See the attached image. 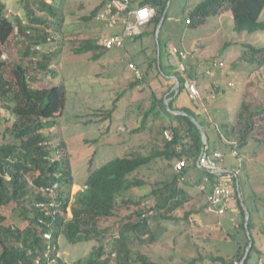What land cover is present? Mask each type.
I'll return each instance as SVG.
<instances>
[{
    "label": "trees",
    "instance_id": "trees-1",
    "mask_svg": "<svg viewBox=\"0 0 264 264\" xmlns=\"http://www.w3.org/2000/svg\"><path fill=\"white\" fill-rule=\"evenodd\" d=\"M66 2L20 0L16 8H20L21 12L15 15L6 1L0 0V102L3 107L0 112V264H39V261L40 264H46L48 258L54 259V264H160L148 255L134 251V245L157 242L166 231L163 222L177 220L175 212L186 204L191 203V209L183 215L186 220L197 211L210 214L204 211L207 206L206 192L199 185L208 177L211 183L208 190H211L212 182L218 177L215 173L199 168L204 141L198 126L188 115L177 114L173 110L185 111L201 122L208 136L206 151L209 155L216 151L209 146V129L213 127L214 121L209 120L204 111H197L203 109L194 99H191L193 109L175 106L174 102L187 91V67L182 71L178 65L170 63L169 41L159 36L161 58L160 61L158 55L155 58L158 72L162 80L175 75L181 83L169 95L173 100L166 105L163 95L150 85L151 94L143 102L136 103L138 105L134 116L127 118L125 128L122 129L124 131L117 136L122 141H116V138L112 143L113 150L118 154L106 157L103 163L95 162L93 157L87 176L78 179L67 144L63 142L53 147L51 143V130L60 124L59 118L63 116L67 105L66 85H51L50 82L42 84L44 75L58 74L53 65L68 47ZM169 2L141 1L142 5H151L157 10L152 19L154 34L167 8L164 24L171 18ZM104 4L105 0H102L83 19L98 22L96 15ZM225 10L233 13L235 31L250 34L264 32V20L261 18L264 0H201L187 12L185 21L191 18L187 25L199 28L210 17H217ZM106 29H109L106 25H100V31L95 35L79 39L80 45L74 51L77 54L92 52L93 60L101 58L105 51L110 50L99 44V36ZM112 30L121 32V29ZM142 36L140 34L137 38ZM156 46L158 53L157 39ZM245 47L252 56L250 61L258 63V69L264 67V45L246 43ZM13 48H18L19 60L2 59L1 54L5 50L12 57L16 52ZM217 62V68L224 67L221 61ZM211 64L213 67L214 61ZM137 66L143 69L142 64ZM252 70L254 68L251 67ZM144 81H147L146 71L143 78H136L132 84L136 86ZM219 89L214 92H219ZM241 105L248 113L245 126L239 131L242 141L236 139L239 153L241 147L249 146L253 140L264 142V106L256 112L243 103ZM225 125L229 126V123H223ZM257 129H260L263 139L255 134ZM167 132L171 133L172 138L167 137ZM223 136L221 133L225 147L232 152L235 135L227 134L229 141ZM125 144L126 149L119 153V147ZM184 158L187 165L182 171H177L178 160ZM224 158L217 160L220 168H224L221 166ZM243 162L244 159L240 161L242 165ZM191 169H198L205 177L201 179L202 176H199L200 182L194 180L189 174ZM235 169L239 170L236 180L241 190V168ZM141 170H156L158 179L149 182L136 175ZM188 174L190 177L185 180ZM78 185L82 188L74 192V187ZM188 185L198 187L199 191L191 192ZM236 187L238 191V182ZM135 189L139 193H135ZM196 194L200 196L199 199H204L200 208H197L200 201L196 203ZM42 202H55L57 205L40 207ZM145 203L152 205L148 207ZM235 203L244 218L241 227L247 233L245 210L238 193ZM12 204V214L8 215L5 209ZM132 205L136 209L127 215V220L116 232L111 233L109 226H101L102 220ZM228 211H232V208ZM249 212L248 229L253 236L257 211L253 209L252 212L249 208ZM8 220L10 222L6 223ZM47 233H52L51 239L45 237ZM64 234L72 244L96 241L97 245L86 261L79 258L71 263L65 258L60 242ZM245 242V246H248L249 236ZM256 249L254 241L243 264H248ZM245 253V247L239 243V252L234 258L229 257L232 258L230 260L222 255H209L208 258L214 263L241 264ZM202 260L203 257H195L187 264H198Z\"/></svg>",
    "mask_w": 264,
    "mask_h": 264
},
{
    "label": "rangeland",
    "instance_id": "rangeland-1",
    "mask_svg": "<svg viewBox=\"0 0 264 264\" xmlns=\"http://www.w3.org/2000/svg\"><path fill=\"white\" fill-rule=\"evenodd\" d=\"M5 1L9 8L14 11L13 14H20L21 9L16 8L20 0ZM199 1L201 0H170L169 13L171 19L161 28L160 36L164 40L168 39L177 48L182 47L185 38L191 44L195 40L200 41L205 45V48L198 56L214 57L223 63L222 66L230 74L226 76L234 84L227 83V88L222 85L225 92L222 94L221 89H219L220 91L216 92L218 96L209 101L213 108L221 110L215 116V122H217L213 124L215 128L209 129V146L212 150L219 147L225 152V165L241 168L242 199L248 210L250 208L252 212L253 209L255 212L257 211L255 213L256 227L253 231L257 249L253 252L248 264H264V142H254L253 140L249 146L241 147L240 153L244 159L242 165L239 159L232 155L230 149L225 147V143L221 139V133L225 135V138H227V134L231 133V135H235V140L242 141L239 137V131L245 126L248 110L245 111L240 103L246 105L250 110L255 109L256 112L264 106V67L258 69V63L250 61L252 56L245 47L246 43L264 45V32L259 31L250 34L235 31L233 13L230 10L223 11L217 17H210L206 24L199 28H185V15ZM101 2L102 0H67L65 29L68 47L62 55L58 56L53 65L58 74L55 76L52 74L44 75L42 81L43 85H47L49 82L51 85L59 83L66 85L67 105L63 116L59 118L60 124L51 130L53 134L51 143L53 147L63 142L67 144L72 156L74 172L78 179L87 176L88 167L93 157L95 162L103 163L106 157L109 158L118 154L113 150V141L124 131L122 129L125 128L127 118L134 116L138 105L136 103L143 102L151 94L150 82L157 90H159L158 84L161 82V75L155 62L158 55L156 34L151 40V54L148 55V60L147 56L142 54L141 49L137 53L139 56H143L145 60L141 64L145 68L147 81L136 86L132 84L136 80L135 72L129 68L130 58L125 56L124 49L107 50L97 60L92 59L94 54L92 52L77 54L74 51V48L80 45L79 39L88 35H95L100 31V22L85 21L83 18L89 16ZM261 18L264 20V13ZM147 28L153 30L154 25ZM146 37L147 35L143 37L145 39L140 38L137 41L140 47L142 43L150 42L149 38ZM12 50L16 51L12 57L5 50L1 54L2 59L13 58L14 61H18L20 58L18 48ZM251 67L254 70L250 71ZM150 78L151 81L149 82ZM228 92L233 94L231 98L228 97ZM160 93L162 92L160 91ZM187 93L190 96L188 89ZM201 99L204 103L202 96ZM228 103L233 104L231 110ZM234 103H236L235 107ZM224 104L227 106H223ZM213 108H211L212 111ZM132 109L133 111H130ZM2 110L3 107L0 102V112ZM226 122L229 123V126L227 124L224 127L223 123ZM259 130L257 129L258 132L255 134L263 139ZM121 139L118 137L116 141L121 142ZM125 149L126 144L120 146L118 152L123 153ZM136 175L149 182L158 179L156 170H141ZM190 175L191 178L193 176V179L199 181V173L196 170ZM189 177L188 174L185 180ZM206 184L208 187L211 186L209 181ZM187 187L193 193L199 191L196 186L190 187L188 185ZM80 188L82 187L79 185L75 186L74 192ZM134 192L139 193L136 189ZM196 195V203L200 201L197 208H200L204 204V199L201 200L199 199L200 196ZM151 205L152 203H145V206L151 207ZM13 207L14 204L5 209L8 215L12 214ZM134 209L136 206L133 205L126 209L121 208L118 214L102 220L101 226H109L111 233L116 232L127 220V215ZM190 209L191 203L176 211L174 215L177 220L163 222L166 231L162 233L157 242L136 243L133 248L134 251L146 254L151 260L160 264H187L195 257H203V260L198 264H220L214 263L208 256L222 255L230 260L239 252V243L247 249L248 246H245V241L248 234L241 227L244 218L236 203L232 211H228L222 217L214 213L205 215L204 212L197 211L198 213L191 214L186 220L183 215L185 211ZM9 222L10 220L6 221V223ZM168 227L169 229H167ZM60 242L62 254L71 263L79 258L86 261L97 245L95 240L72 244L67 240L65 234L62 235Z\"/></svg>",
    "mask_w": 264,
    "mask_h": 264
},
{
    "label": "built area",
    "instance_id": "built-area-1",
    "mask_svg": "<svg viewBox=\"0 0 264 264\" xmlns=\"http://www.w3.org/2000/svg\"><path fill=\"white\" fill-rule=\"evenodd\" d=\"M131 4L132 0H105L104 7L96 15L97 21L109 28L104 30L99 36V44L105 49L125 47L126 38H133L142 34L143 26L152 21L153 17L157 13L156 8L153 6L142 5L140 7H137L136 9H132ZM190 19L191 18L185 21L186 24H190ZM120 28L121 32H114L112 30H119ZM173 52L177 54L181 59L177 63L179 69L185 71L187 67L183 61L184 58H186L185 53L183 51H179L176 47H174ZM3 58H5L4 55ZM218 63L219 62H214V66H217ZM129 67L134 70L136 78H143L144 71L139 68L135 62L130 61ZM211 72V70L208 71L209 74ZM187 89L192 99H194V101L198 105H203L201 95L197 88V83L194 81L188 82ZM166 135L168 138H172L170 132H167ZM233 143L234 147L232 148L231 153L234 156L238 157L239 161H242L243 158L237 149L238 141L235 140L233 141ZM179 148H181V146H179ZM207 148L208 145L206 149ZM206 149L199 159V165L206 167L208 171L217 174L218 177L214 180V182H212L213 185L211 190H208V186L205 183L207 181H210L208 177L205 178V182L199 185V188L206 192L207 206L205 207L204 211L205 213L214 212L218 216H223L229 209L234 207L238 193L236 187L238 180H236V177L239 173V170L233 168L225 169L224 172H217L220 169H224L220 168L217 163V160H222L224 158V154L221 151L216 150L213 155H209ZM186 165V159H180L176 164V170L182 171ZM48 204L49 206L57 205V203L55 202H42L39 204V206L47 207ZM69 214L71 216V210ZM45 237L51 239L52 233L45 234ZM48 248L50 249L51 246H49ZM46 257L48 258V253L46 254ZM54 262V259L48 258L46 264H54ZM40 263L41 262L39 261V264ZM114 264L117 263L114 262Z\"/></svg>",
    "mask_w": 264,
    "mask_h": 264
},
{
    "label": "crops",
    "instance_id": "crops-1",
    "mask_svg": "<svg viewBox=\"0 0 264 264\" xmlns=\"http://www.w3.org/2000/svg\"><path fill=\"white\" fill-rule=\"evenodd\" d=\"M141 1L142 0H132L131 8L132 9H136L137 7L142 6ZM149 6H151V5H149ZM101 25H104V24L101 23ZM150 25H153L152 21H150L149 23H147L146 25L143 26V28H142V35L143 36L142 37H139V38H137V37L126 38L125 47L122 48V49L125 50V56L129 57L130 61H133L136 64H141V63H144V61H145L143 56H139L137 54L140 49L142 51V54H145V56H147V60H148V55L150 56V54H151L150 44H151V42H152L151 40H153V37L155 36V34L153 33L154 29L153 30H149L147 28ZM185 26H186L185 28L192 27V26H189L187 24ZM145 35H147L146 38H149L150 42H148L147 44L142 43V45H141L142 48H141L137 41H139V39L143 38ZM159 36H160V34H159ZM155 37L157 39V36H155ZM143 39H145V38H143ZM174 47L177 48V46H175V44H173L172 42L168 43V50H169V57L168 58H169L170 63H172V64L177 66L178 61L181 60V59H180V57L177 54H175L173 52ZM204 48H205V45L202 44L200 41L195 40V42H193L191 44L190 42H187L186 38H185L183 40V42H182V47L177 48V49H179V51H183L185 53V55H186V58H184L183 61H184L185 65L187 66V71H186L187 83L190 82V81L191 82H193V81L196 82L197 83V88L199 90V93H200V95L203 97V99L205 101L203 103L202 107H200L203 110H197V111L198 112L204 111L206 113V117L209 120H212V121H214V123H217V122H215L216 121L215 116L218 115L217 112L220 109L219 108H215V107L213 108V106H211V102H209L211 100V98H215V97L218 96V94H216V92H214L213 90L214 89L217 90V88H220L221 89V93L223 94L225 92L224 91L225 88H227L226 84L227 83L234 84V83H232L231 81L228 80V77L226 75H228L229 73H228V71H226V69L224 67H222V68H220V67L217 68V66H215V67L213 66L214 68L212 67V64H211L212 61L217 62L218 61L217 59H214V57L213 58H204V57H199L198 56V54ZM158 55H159V53H158ZM135 57H138V58L136 59ZM138 59H140V60H138ZM142 70L145 71V68L142 69ZM209 70L212 71L210 74L208 73ZM166 78L168 80L167 79L166 80H162V77H160L161 82H160V84H158V86H159L158 87L159 88L158 93L163 95V97L165 98V101L167 99L170 102L171 100H173V97L169 96L170 93L173 90L178 89L177 88V81L175 79V75L167 76ZM150 81H151V78H150L149 82ZM150 83L152 85V82H150ZM222 85H224L226 87L223 88ZM152 87H154V85H152ZM160 91L162 93H160ZM178 92H179V90H177L176 94H178ZM227 95H228L229 98H231L233 96V94L229 93V92H228ZM206 98H207V100H206ZM191 99L192 98L187 94V91H186L174 102V104L178 108H182L184 106H188V107H191L193 109L194 106H193V102H192ZM229 105H230V110H231L232 107H233L232 106L233 104H229ZM223 106H227V105L224 104ZM235 106H236V103H234V107ZM211 108H213V111H212ZM224 139L227 140V138H225V137H224ZM227 141H229V140H227ZM214 149L225 153L219 147L218 148H214ZM221 166H223L224 169H233V168L236 167V166H230L229 167V166L224 164V161L222 162ZM199 168H201L200 165H199ZM195 170L199 173L200 177L202 176L201 179H203L205 177V175L200 174L198 169H191L190 170L191 172H189V174H192ZM192 178H193V176H192ZM200 181L201 180H199V182ZM201 182L202 183L205 182V179H203Z\"/></svg>",
    "mask_w": 264,
    "mask_h": 264
},
{
    "label": "water",
    "instance_id": "water-1",
    "mask_svg": "<svg viewBox=\"0 0 264 264\" xmlns=\"http://www.w3.org/2000/svg\"><path fill=\"white\" fill-rule=\"evenodd\" d=\"M167 13H168V8L166 9V11H165V13H164V15H163V17H162V19H161V21H160V23H159V25H158L157 32H156L157 41H158V53H159L158 56H159V61H160V58H161V56H160V55H161V43H160V41H159V34H160V29H161V27L163 26L164 21H165V19H166V15H167ZM175 79H176V81H177V88H179V86H180V84H181V83H180V80H179V78H178L177 76H175ZM168 103H169V101L166 99L165 104L168 105ZM173 112H174V113H177V114L188 115V116L191 118V120H192V121L198 126V128L200 129V131H201V133H202V135H203V141H204L203 152H204L205 149H206V147H207V145H208V136H207V132H206L204 126L201 124V122H200L195 116H193V115H189V114H188L187 112H185V111H182V110H173ZM200 167H201L202 169L208 170L206 167H203V166H200ZM219 171L224 172L225 169H220V170H218L217 172H219ZM238 194H239V196H240V198H241V204H242V206H243V208H244V210H245V215H246V228H247L248 236H249V238H250V243H249V245H248V247H247V249H246L245 256H244V258H243V260H242V263H241V264H243V263L245 262L247 256H248V254H249L250 248H251V247L253 246V244H254V240H253V236H252L251 232H250L249 229H248V222H249L250 212H249V210L247 209V207H246V205H245V203H244V201H243V199H242L241 190H240V186H239V181H238Z\"/></svg>",
    "mask_w": 264,
    "mask_h": 264
}]
</instances>
